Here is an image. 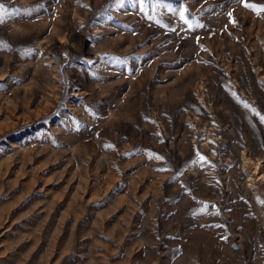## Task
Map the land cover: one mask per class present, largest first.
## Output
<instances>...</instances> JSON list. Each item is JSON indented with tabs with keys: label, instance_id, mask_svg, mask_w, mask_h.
<instances>
[{
	"label": "rangeland",
	"instance_id": "1",
	"mask_svg": "<svg viewBox=\"0 0 264 264\" xmlns=\"http://www.w3.org/2000/svg\"><path fill=\"white\" fill-rule=\"evenodd\" d=\"M0 5V264H264V12Z\"/></svg>",
	"mask_w": 264,
	"mask_h": 264
},
{
	"label": "snow or ice",
	"instance_id": "2",
	"mask_svg": "<svg viewBox=\"0 0 264 264\" xmlns=\"http://www.w3.org/2000/svg\"><path fill=\"white\" fill-rule=\"evenodd\" d=\"M238 3L242 4V6L246 9H250L254 12H256L257 14L264 12V4H257V3H251L248 2V0H237ZM3 5H0V24L4 23V19H3ZM229 17L232 16V13L228 14ZM181 19H184V13L183 11L180 13ZM234 23V21H233ZM5 47L4 43L2 41H0V48ZM262 122H264V117H261ZM157 159H161V157H156ZM201 160H203V157H200Z\"/></svg>",
	"mask_w": 264,
	"mask_h": 264
}]
</instances>
